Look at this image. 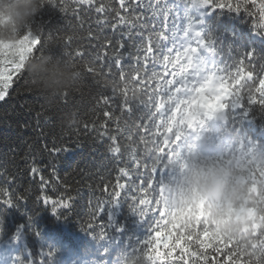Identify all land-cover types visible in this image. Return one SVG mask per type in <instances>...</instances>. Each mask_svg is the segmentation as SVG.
Returning <instances> with one entry per match:
<instances>
[{
  "label": "trees",
  "instance_id": "obj_1",
  "mask_svg": "<svg viewBox=\"0 0 264 264\" xmlns=\"http://www.w3.org/2000/svg\"><path fill=\"white\" fill-rule=\"evenodd\" d=\"M148 2L144 0V7L130 12L126 19L135 20L141 13V19L151 17L152 9L147 7ZM262 2L264 0L244 4V0H241L242 12L234 13L227 9L211 11L203 0H174L184 26L189 20L194 22L204 38L212 40L216 52L220 54L217 57L206 56L207 64L219 61L221 57L235 60L254 50L257 73H260L259 66L264 65V35L258 34L261 30L254 29V26L264 24L259 8ZM100 4L105 5L106 12H95V6ZM112 7L124 14L119 0H93L91 8L80 5L79 0H64V10L56 9L43 17L47 22L42 26L45 34L73 38L69 48L55 45L58 56L50 54L54 58L71 59L83 71V79L76 90L49 101L33 91L26 76L13 83L9 97L0 102V201L11 199L18 203L15 206L0 205V264H132L141 242L150 234L151 220H142L130 207V199L121 200L104 215L96 210L98 200H107L105 189L109 184L116 183L121 167L129 171L136 184L141 183L136 179L135 172L146 170L143 167L137 170L133 158L135 156L150 167L151 160L146 152L152 147L154 138L158 137L162 142L165 135V130L153 126L147 116L145 122L149 124L150 132L137 129L135 123L139 121L129 120L121 114L118 101L125 84L114 76L115 70L109 73L105 68L104 74H100V64L105 61L97 63L95 73H88L89 57L81 59L74 54L76 51L92 52L98 44H102V40L93 38L95 36L113 35L110 25L118 24V18L113 14ZM248 10L251 16L246 14ZM148 36L145 30V46ZM99 50L103 52L102 48ZM128 51L134 54L135 48ZM159 71L163 72L164 69L161 67ZM114 78L120 84L115 93L112 84ZM128 88L129 97L132 98V90H135V101H138L141 86L132 81ZM101 94L113 97L117 103L105 105L100 99ZM108 110L113 113L112 118L103 115ZM139 111H143L142 106ZM69 112L76 114L75 123L64 121L65 114ZM156 123L159 124V121ZM196 135H204L205 142L214 146L208 155L198 151L200 137L197 143L194 141ZM113 136L120 148L119 154L109 151L113 146L110 137ZM129 136L132 138L129 139ZM141 137L145 142H141ZM245 142L247 146L256 145L260 152H264V109L258 106L253 107L247 116H229L226 127H218L208 121L203 129L188 132L185 144L178 149L184 152L185 167L180 169L175 157L158 166L156 180L165 186L161 204L169 207V186L178 183L182 171L189 165L199 164L201 168L205 165L232 166L241 173L247 169L248 179L254 180L257 169H249L252 162L245 159V148L239 149ZM53 146L66 151L55 152ZM188 148L192 149L191 155ZM33 167L39 172L34 174L31 171ZM259 175L264 176V171ZM41 176L47 181L43 187ZM244 178L243 175L237 177L240 182ZM128 181V177L120 179L126 188ZM250 191H256L255 183ZM134 192L138 198L149 200L155 195L150 191L146 194L138 188ZM68 193L74 200L71 209H57L65 216L54 214L52 202L66 198ZM43 197L48 198L49 204L38 201ZM258 207L260 205L233 209L229 204L225 211L227 218L238 222L243 242L240 237L226 238L218 229L204 222L209 230L201 239L205 243L211 241L206 249L211 264H228L229 261L231 264H264V212H259ZM93 211H96L95 218ZM148 215H153V211H149ZM173 215L189 227L199 225L205 216L200 193L193 188L191 196L184 198V206L175 208ZM89 222L97 225L98 230L99 225H105L103 238L87 230ZM216 248L220 251L216 252ZM192 250H195V246ZM47 253L52 255L47 256ZM189 264L203 262L194 256Z\"/></svg>",
  "mask_w": 264,
  "mask_h": 264
},
{
  "label": "snow or ice",
  "instance_id": "obj_2",
  "mask_svg": "<svg viewBox=\"0 0 264 264\" xmlns=\"http://www.w3.org/2000/svg\"><path fill=\"white\" fill-rule=\"evenodd\" d=\"M248 2L255 4V0H244V4ZM79 4L88 5L91 8L93 0H79ZM203 4L211 11L227 9L234 13L242 12L241 0H203ZM119 5L124 10V14L112 7L113 14L118 18V24L110 25L113 35L95 36L94 39L102 40L103 43L98 44L92 52L76 51L74 54L81 59L89 57L88 73H95L97 63L101 60L105 61L100 64V74H104L105 68L109 73L115 70L114 76H118L119 81L125 84L120 91L118 101L121 114L126 115L129 120L139 121L135 123L137 129L142 128L145 132H150L149 124L145 122V116H147V120L151 121L153 126L165 130V135L162 142L158 137L154 138L152 147L146 152L151 160L150 167L147 163L142 164L141 160L134 156L135 168L138 170L143 167L146 170L135 172L136 179L141 180V183L136 184L129 171L121 167L116 183L109 184L105 189L107 200H98L96 210L104 215L121 200L130 199L132 210L142 220H151L150 234L141 242L132 264H189L194 256L200 258L203 264L206 261L207 264H211L206 255V249L211 241L205 243L201 239L209 230L205 224L201 221L199 225L192 224L189 227L187 223L173 215L174 207L161 204L165 186L160 185L156 180L158 166H162L163 162L169 158L175 157L179 168L185 167L184 152L178 149L185 144V136L193 128L201 129L209 120L217 116L223 118L222 114L241 118L247 116L255 106L264 109V74H260L264 73V65L259 66L260 73H257L255 70L257 56L254 50L248 51L235 60L221 57L219 61L207 64L206 56L217 57L220 54L216 52L212 40L205 39L195 27L194 22L189 20L187 26H184L174 0H149L147 7L152 9L151 17L141 19L143 16L141 13L135 20L126 19V15L144 7V0H135V2L119 0ZM259 8L261 17L264 18V2L259 5ZM56 9L64 10V0H42L39 14L33 19L28 30L19 37V43H15V46L0 47V53L12 50V55L15 57L9 61L10 67L7 74L3 68H0V102L6 101L9 97V89L13 83L27 76L24 69L28 59L46 52L58 56L56 44H61L64 48L71 46L73 39L71 36L64 39L54 33L45 34L42 30V26L47 23L43 17ZM94 10L96 13L106 12L103 4L95 6ZM246 14L252 15L250 10ZM254 29L261 30L258 34L264 35V24L254 26ZM145 30L149 33L146 46ZM133 47L134 54L128 51ZM101 48L102 53L99 50ZM109 48L111 55H109ZM2 63L3 61L0 60V64ZM161 67L164 69L163 72L159 71ZM132 81L142 88L141 98L138 101H135V90H132V98L128 95V84ZM112 84L115 93L120 88V84L115 78ZM198 88L201 89L200 92L197 91ZM220 95L224 97L220 103L226 107L217 111L200 107V104L205 102V98L211 101ZM100 99L105 105L117 103L113 97L103 94ZM141 106L142 112L139 111ZM103 115L112 118L113 113L108 110ZM157 120L159 124L156 123ZM85 127L87 128V125ZM117 128L119 130V124ZM131 138L129 136V139ZM110 139L113 146H110L109 151L119 154L120 148L116 145V137L113 136ZM141 142H145L144 137H141ZM246 147H248L247 142L241 144L239 149ZM53 151L60 152L66 149L53 146ZM188 153L192 154L191 148H188ZM31 171L35 174L39 172V169L33 167ZM121 177L129 178L127 188L125 183L120 182ZM46 184L47 181L41 176V186ZM137 188L146 194L149 191L155 194L153 199L138 198L134 192ZM38 201H42L44 205L49 204L47 197L38 198ZM73 202V197L68 193L66 198L62 197L60 201L52 202V212L65 216L64 212H59L57 209L63 208L68 211ZM16 204L18 203H14L11 199L0 201V205L5 206ZM149 211H153V215L149 216ZM92 215L95 218L96 211H93ZM87 230L98 233L101 238L106 232L104 224L99 225L98 230V226L92 222H89ZM193 246L195 250H192ZM215 251L219 252L220 249L216 248ZM51 255L52 253H47V256ZM185 257L188 259L186 260ZM228 264H231V261Z\"/></svg>",
  "mask_w": 264,
  "mask_h": 264
},
{
  "label": "clouds",
  "instance_id": "obj_3",
  "mask_svg": "<svg viewBox=\"0 0 264 264\" xmlns=\"http://www.w3.org/2000/svg\"><path fill=\"white\" fill-rule=\"evenodd\" d=\"M42 0H0V42L7 43L15 40L28 30L33 19L41 10ZM25 72L30 86L37 94L49 101L62 98L78 88L83 71L71 59L54 58L50 53L35 55L25 63ZM64 121L72 124L76 122V114H65ZM245 159L251 160L249 169H257L255 179H248V170L243 173L239 169L229 166L189 165L182 171L178 183L169 186V207L184 206V198L190 197L195 188L203 199L205 216L202 222L218 229L226 238H241L238 222L225 216L229 204L233 209L248 208L256 205L259 212H264V152H260L256 145L245 148ZM245 178L240 182L237 177ZM256 184V191H250L251 185ZM234 215V213H233Z\"/></svg>",
  "mask_w": 264,
  "mask_h": 264
},
{
  "label": "rangeland",
  "instance_id": "obj_4",
  "mask_svg": "<svg viewBox=\"0 0 264 264\" xmlns=\"http://www.w3.org/2000/svg\"><path fill=\"white\" fill-rule=\"evenodd\" d=\"M15 43L18 44L19 41L15 42ZM11 44L12 43H1L0 42V47L8 46V45H11ZM14 58L15 57L12 55V50H5L3 53H0V60L3 61V63L0 64V68H3L5 70V73L6 74H7L8 68L10 67L9 61L12 60V59H14ZM223 98H224L223 95L217 96V97H215L211 101H208L207 98H205V102L204 103H201L200 104V107L201 108H206V109L211 110V111H217V110H219L221 108H224L226 106V105H222L220 103V101ZM209 122H211L212 124H215V118L212 119V120H209ZM205 126H206V124H205ZM194 130L196 131V128H194ZM199 137H200V142H201L200 144H203L202 145L203 148H201V150L203 152L202 154L205 155V153L207 151H209L210 149H212L213 146H208V144L205 142L204 135H201V136L196 135L195 138H194V141H196L197 143H199Z\"/></svg>",
  "mask_w": 264,
  "mask_h": 264
},
{
  "label": "water",
  "instance_id": "obj_5",
  "mask_svg": "<svg viewBox=\"0 0 264 264\" xmlns=\"http://www.w3.org/2000/svg\"><path fill=\"white\" fill-rule=\"evenodd\" d=\"M223 118H221V116H217L215 118V122L219 125V126H226L229 122L228 119V114H222Z\"/></svg>",
  "mask_w": 264,
  "mask_h": 264
}]
</instances>
